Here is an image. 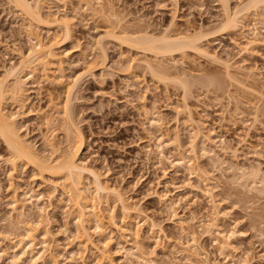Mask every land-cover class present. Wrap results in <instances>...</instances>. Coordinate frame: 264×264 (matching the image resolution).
Returning <instances> with one entry per match:
<instances>
[{
	"label": "rangeland",
	"instance_id": "1",
	"mask_svg": "<svg viewBox=\"0 0 264 264\" xmlns=\"http://www.w3.org/2000/svg\"><path fill=\"white\" fill-rule=\"evenodd\" d=\"M101 1L106 8L104 14L81 8L79 0H65V5L44 3L43 12L48 13L50 6L56 16L69 17L72 37L71 41L65 40L55 48V59L44 71L36 66L32 73L22 72L25 101L21 111L29 114H25L24 126L22 120L18 122L22 126L21 133L37 151L50 156L43 145V136L52 134L54 141H61L64 146L60 111L68 98L71 120L85 141L82 160L96 169L108 185L121 189L129 203L140 209L136 241L123 230L120 222V227L106 223L108 232L104 231V235L112 238L111 263L103 260L100 264H125L124 249L131 248L135 253V246L156 264H186L188 231L194 232L203 249L199 258L206 255L211 262L219 264L243 261L244 264H264V197L250 190L253 183L247 173L256 166L264 170V6L250 9L243 17L244 23L257 27L259 41L253 45H247L246 41L251 38L247 28L234 32L214 28V33L205 37L206 47L219 59L251 71L247 85L252 89L246 90L228 81L218 62L192 52L176 55L174 64L169 58L158 60L151 54L105 38L106 62L101 64L95 58L98 51L93 42L107 29L117 26L118 19L122 27L131 30L146 27L149 33L156 35L170 26L168 31L172 34L200 28L211 32L222 18L218 0ZM247 1L229 0V6L234 10ZM96 2L94 5L98 8ZM108 4L112 6V13L107 10ZM27 23L12 4L0 0V77L4 67L16 64L18 53L28 49ZM35 30L43 41L59 33L58 28ZM130 59L133 60L129 62ZM147 60L159 62L169 69V74L176 72L190 81L185 99L190 106L188 113L182 107V86L151 77L142 64ZM88 62L91 64L87 65ZM85 64L91 68L87 69ZM75 77L80 79L73 85ZM5 102L6 110H17L10 99ZM154 111L160 114L156 113L159 120L153 116ZM46 114L56 118L50 128L43 120ZM196 132L200 135L194 138ZM208 135L213 143L204 141ZM158 145L162 146V153L158 152ZM226 147L236 150V157L226 152ZM1 156L5 158L6 152L0 143ZM187 164L202 169L206 175L199 176L198 171L188 169ZM8 168L0 159V237L6 234L8 220L17 213L10 207L13 192L6 177ZM18 172L15 186L20 193L29 188L43 194L41 203L51 217L53 234L48 240V252L57 255L59 264H72L65 257L76 249L75 241L70 242L75 229L74 208L67 205L64 194L59 195L61 190L56 193L58 196L53 194L48 199L51 187L40 188L42 178L29 165L20 163ZM18 199H22L21 196ZM216 211L223 216L216 215ZM33 214L35 212L29 210L26 217L31 218ZM115 216L119 220L118 210ZM151 223L156 226L151 227ZM213 223H217L223 233L235 232L228 250L220 252L217 248L219 237ZM90 237L97 244L101 235L91 230ZM7 244L0 238L1 248ZM88 251L83 261L77 259L78 263L96 262L97 249L91 247ZM6 258L0 260L1 264H10ZM27 260L23 264H27Z\"/></svg>",
	"mask_w": 264,
	"mask_h": 264
},
{
	"label": "bare ground",
	"instance_id": "2",
	"mask_svg": "<svg viewBox=\"0 0 264 264\" xmlns=\"http://www.w3.org/2000/svg\"><path fill=\"white\" fill-rule=\"evenodd\" d=\"M6 1L12 4L16 10L20 11L23 18L28 20L29 23H27L28 26L25 29V33L29 47L26 52L20 51L18 53L19 61L16 64L12 63L8 67H4L3 76L0 77V143L6 152L5 158L1 156L0 159L4 164L9 165L6 171V177L13 192L10 207L12 208L11 211L13 210L14 213L17 212L15 218L12 217L13 219L10 218V220H8L9 227L7 230L10 234H8L6 230V234L0 237L8 242L5 247H0V260L7 257L6 259L9 260L10 264H23L27 259V264H45V262H49V264H59L57 255L48 252V240L53 234L50 230L51 217L47 213L46 207L41 203V198L43 197L42 192L38 190L37 193H34V191L28 188L20 193L18 191V186H15V181L19 180L18 166L22 163L23 165H29L35 174L39 175L38 177H40V179L42 178L43 184H41L40 188L44 186L51 187L49 192L50 197L47 194L48 199L51 198L53 194H59V190H61V194L59 195L62 197L64 194L63 196L67 197V205L74 208L75 213L73 219L75 229L72 233L70 242L71 240L72 242L75 241L74 244L76 249L75 251H70V256L67 258L65 257V259H67L69 263L80 264L77 262V259L83 261L84 253L89 252L88 250L94 247L99 254L97 255L96 262L93 264H100L103 260H107L108 263H111L110 242L112 238L104 235V231H107L108 228L106 227V223L120 227L118 224L120 222L124 227H122L123 230L129 232L136 241L139 238L137 219L140 217L141 211L139 208L129 203L128 198L121 189L108 185L106 179H104L96 169L89 167L86 162L82 160L81 157L85 147V141L81 132L76 127V124L71 120L68 98L60 111L62 113L61 122L64 125L65 131L64 146H61V141H54V136L52 134V136L48 134H44L43 136V145L50 156H46L37 151L34 144L21 133L22 126L18 124V122L22 120L24 126L25 114H29V112L25 113V111H21L25 101L22 72L27 71L28 73H32L36 66L44 71L49 62L55 59V48L61 46L63 41H69L72 37L69 17L66 14L56 16L55 13L50 11V6H48L49 11L46 10L48 13L43 12L44 3L48 1L65 5L66 2L65 0ZM94 2L97 3L98 8L96 4L94 5ZM218 2L221 6L222 18L220 22H218L219 24L213 27L211 32H207L205 29V31H203V29L201 30L200 28L191 32L187 30L186 32L178 31V33L172 34L168 31L170 26L169 28H164V30L158 32L156 35L149 33L150 31H148L146 27V29H139V27L133 30L122 27L121 22L119 23L121 19H118L117 26L115 25L107 29L103 36L97 38L96 41L93 42L94 45H92L96 49V52L98 51V55L95 54L98 57L95 56V58L96 60L98 59L97 61L101 64L106 62V52L103 46L105 42H103V40L105 38L116 41L118 44L130 49L151 54L158 58V60L159 58H169L170 61L174 62L176 55L183 56L187 52H192L198 56L218 62L223 67L224 74L226 78H228V81L236 83L240 88L251 90L250 84L247 85L251 71H244L241 66H233L228 60L219 59L215 52L209 51L206 47L205 43L207 42L205 37L213 34V31L216 30L214 28L223 30L222 32H234L247 28L251 35V38L246 41L247 45H253L254 42L259 41V39H257V27L252 26L254 25L252 23H244L243 17L250 9L256 10L260 5L264 6V0H248L243 5H236L237 7H235L234 10L230 8L229 0H218ZM79 3L81 8L95 14H104L106 12L104 11L106 8L101 0H79ZM107 7L108 12L112 13V6L108 4ZM172 21L173 20H171V22ZM263 21L264 19L262 22ZM262 26L264 28V23ZM39 27H46L48 30L50 28H58L59 33L55 34L52 38L50 37V39L48 38L47 41H43V39L39 37V34L35 32V29ZM131 60L133 59H130L129 62ZM143 62V66L149 71L151 77L155 78L157 81L171 80L176 83L178 82V84L182 86V91L184 92L182 107L183 110H186H184L185 112L190 111V106L185 102L186 96H188L190 81H187L188 79L186 80V78H182V76L180 77V74L178 75L176 72H173L175 74L172 72L169 74L167 72L169 69L159 62L152 63L148 60ZM90 64L91 63L88 62L87 65ZM86 68L90 69L91 66H87ZM79 79L80 77H75L73 85H75ZM217 85L221 87L220 83ZM7 99L12 101L17 110L9 111L5 109L4 104ZM156 113L158 112L154 111L152 114L159 120L160 117ZM57 114L59 116V113ZM43 120L45 126L50 128L54 124L56 118L53 115L46 114L43 116ZM198 135H200V133L196 132L194 138L198 137ZM204 138V141L206 140L209 143H213L209 135ZM161 147V145H158L157 149L159 151H157L159 153H162L163 148ZM225 151H229L233 157L237 155L236 150L229 149V147H226ZM187 167L188 169L197 170L199 176L201 174L202 176L206 175L205 171L193 166V164H187ZM237 169L240 171L241 168ZM248 170L249 171L246 172L249 173V176L247 173L246 174L248 178L250 177L252 180H250V182L253 183H251L253 188L250 190H254L257 194L264 197V170L257 166ZM241 171L245 174L244 170L241 169ZM203 173L205 175H203ZM244 174L242 176H244ZM204 180L206 181V178ZM208 190L211 192L210 189ZM209 192H207V194ZM18 196H21L22 199H18ZM211 196L212 195H210V198ZM28 209L35 212L36 216L33 214L34 216L27 218L26 212L28 213ZM115 210L120 212L121 216L119 220L115 216ZM215 214L219 215V211H216ZM221 215L222 214L219 216ZM178 219L179 222L182 221L180 217ZM213 220L216 221L217 218H213ZM150 226L154 227L156 225L151 223ZM212 226L216 229L217 236L221 238L220 241L218 240L219 238L217 239L219 242L217 243V248L220 252L228 250L231 245V237L235 232L231 231L229 234L223 233L219 230V225H217V223H213ZM183 229H181V231ZM91 230L101 235L100 239L97 240V244L92 241L90 237ZM109 232L111 233V231ZM186 234V236L189 237L185 244L187 252L185 257L188 261L186 264H219V262H211L205 257L206 255H201L204 257L200 256L199 258L200 252L203 253V251H201L203 249H201V246L198 244L196 235L192 231H188ZM167 241H170V239L168 238ZM134 248L136 250L135 253L130 251L131 248L124 249L126 255L125 264H156L150 257L146 258L144 252L140 250L138 246ZM244 262L245 261L241 262V264H244Z\"/></svg>",
	"mask_w": 264,
	"mask_h": 264
}]
</instances>
